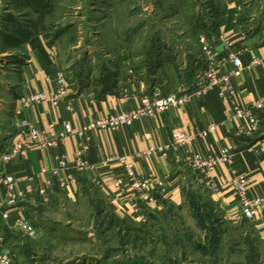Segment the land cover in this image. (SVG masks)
Here are the masks:
<instances>
[{
  "label": "crops",
  "instance_id": "crops-1",
  "mask_svg": "<svg viewBox=\"0 0 264 264\" xmlns=\"http://www.w3.org/2000/svg\"><path fill=\"white\" fill-rule=\"evenodd\" d=\"M243 12L234 0L227 1L224 8L216 9L209 15L206 25L200 24L199 28H194L192 35L210 37L222 34L231 40L232 50L241 51L243 73L231 78L233 95L228 103L222 102L218 91L212 89L185 106L163 111L155 118L140 119L130 127L114 132L92 130L81 138L76 133L82 126L97 118L136 108L141 97L150 93V87H158L166 95L178 91L179 87L190 86L193 82L191 69L203 65L200 41L196 40L198 50L193 52L190 48L183 50L181 47L176 49L166 46L163 49L166 54L161 61L157 60L151 76L147 78H144L141 69H129L123 57L106 68L104 73L80 75L76 78L78 81L64 90L56 106L49 100L23 103L22 99L31 93L48 96L55 89V76L61 74L54 67L49 45L40 39L42 49L51 61V65L46 66L40 60L39 50L27 42L23 44L27 55L15 77L16 91L0 109V152H9L21 146V142L26 139L21 132L23 122L36 126L42 132L40 139L42 136H57L65 123L70 125L74 134L65 136L56 146L44 147L36 143L32 149L16 153L5 165L19 188H30L33 194L19 204L21 209L8 208L9 219L4 220L0 215L1 256L9 258L11 264L20 261L23 258L21 238L38 241L54 231L52 220L45 218L41 211L56 207L61 200L66 205L76 204L87 190L90 191L89 188L98 193L100 204L107 206L115 218L141 223L149 213L180 206L186 180L205 191L230 223L239 217V205L229 187L233 176H247L252 193L264 192V133L260 130L256 135L239 136L236 134L239 122L228 120L232 104L244 106L264 96V64L250 65L251 56L264 54V9L258 28L253 32H246L243 24L237 20ZM254 17L252 15L250 20ZM213 51L219 58H226L227 49H224L223 43L215 44ZM194 62L193 68L190 67ZM254 113L261 121L262 128L264 109L255 110ZM212 124L215 125L212 131L205 136L198 134L207 131ZM186 134L195 136L191 145L176 146L166 157L157 153L144 156L147 149L165 144L175 145ZM82 144L85 145L83 157L96 166L95 174L100 176L97 182L93 181L95 174L73 167L75 152ZM222 149H230L231 162L216 163L211 173L216 189L209 191L198 183V174L188 170L181 158L189 152L210 156ZM58 155L66 158L68 167L65 169L59 167ZM110 155L126 157L133 163L134 172L139 176L149 173L165 176V195L149 205L138 198L134 199L136 208L130 206L132 197L123 200L120 205L112 203V181L121 174V168L117 163L107 166L101 164ZM67 176L72 179L66 180L65 186L61 187L60 180H65ZM1 197L0 189V200ZM94 203L96 205L97 202ZM262 212L264 216V209ZM16 216L26 220V224L34 231L32 236L13 227Z\"/></svg>",
  "mask_w": 264,
  "mask_h": 264
},
{
  "label": "rangeland",
  "instance_id": "rangeland-1",
  "mask_svg": "<svg viewBox=\"0 0 264 264\" xmlns=\"http://www.w3.org/2000/svg\"><path fill=\"white\" fill-rule=\"evenodd\" d=\"M227 1L0 0V109L16 91L27 55L22 46L33 37L49 45L61 73L55 77L68 87L80 74L104 73L122 57L147 78L153 39L197 51L193 29ZM234 1L244 10L237 20L245 31L256 30L264 0ZM183 188L180 206L149 213L143 223L115 218L92 188L76 204L61 200L41 211L54 231L38 241L21 238L23 258L13 264H264V231L240 217L230 223L191 181Z\"/></svg>",
  "mask_w": 264,
  "mask_h": 264
},
{
  "label": "built area",
  "instance_id": "built-area-1",
  "mask_svg": "<svg viewBox=\"0 0 264 264\" xmlns=\"http://www.w3.org/2000/svg\"><path fill=\"white\" fill-rule=\"evenodd\" d=\"M199 40L201 43L203 65L194 70L195 74L190 86L179 87L178 91L166 95H164L159 88L153 87L151 93L141 97L136 108L128 112L97 118L82 126L76 134L81 138L92 130L118 131L130 127L134 122L140 119H145L146 117L155 118L163 113V111L179 109V107L185 106L195 98L203 96L212 89L218 91L222 102L228 103L233 95L231 78L243 73L241 51L232 50L231 40L225 38L222 34L210 35V37L199 35ZM220 42L224 44V49H227L226 58L224 59L219 58L213 51V46ZM261 64H264V54L258 57L251 56L250 65L259 66ZM55 83V89L50 92L48 96L43 93H31L22 99L23 103H41L49 100L52 105L56 106L62 99L64 88L68 87V84L62 77H57ZM231 107L232 113L228 117V120H236L239 122L236 126L237 135L252 136L260 132L261 121L255 115L254 111L264 109V96L247 105L242 106L234 103ZM21 127V132L26 137V139L21 142V146L9 152H0V189L2 193L0 200V215L4 220L10 217L8 208H20L19 204L33 194L30 188H19L15 177L6 171L5 165L11 161V158L16 153H24L26 150L32 149L36 143L44 147L56 146L65 136L74 134L70 125L66 123L63 124V130L59 132L57 136H42L41 139L40 136L42 132L36 126H31L23 122ZM214 128L215 125L212 124L208 127L207 131L198 134L205 136L207 132L212 131ZM194 138V135L186 134L175 145L165 144L163 146L147 149L144 156L157 153L160 156L166 157L169 152L175 150L176 146L191 145L195 140ZM84 149L85 145L82 144L75 152L73 167L79 171L84 170L95 174L96 166L83 157ZM229 151L230 149H222L218 154L210 156L189 152L183 154L181 162L188 170L198 174L197 181L199 184L206 187L209 191H214L216 187L211 180L213 167L218 162L229 164L231 162ZM57 158L60 168L65 169L68 167L67 160L63 155H58ZM113 163H117L121 168V174L115 176L112 181L114 195L111 202L115 205H120L123 200L132 197L131 200L129 199L132 201L130 206L136 208L137 206L134 199L138 198L149 205L156 203L165 195V176L162 177L153 173H149L147 176H139L134 172L133 163L124 156H107L101 164L107 166ZM99 177L100 176L95 174L93 181L97 182ZM71 179V176H67L65 180L61 179L60 186L64 187L66 180ZM229 187L239 205V217L246 220L248 219L261 231H264V219L261 215L264 209V192L261 194L252 193L247 176L245 177L242 175L233 176L230 179ZM12 225L14 228H19L26 232L29 236L34 234V231L26 224V220L22 217L16 216ZM0 264H11V260L0 255Z\"/></svg>",
  "mask_w": 264,
  "mask_h": 264
},
{
  "label": "trees",
  "instance_id": "trees-1",
  "mask_svg": "<svg viewBox=\"0 0 264 264\" xmlns=\"http://www.w3.org/2000/svg\"><path fill=\"white\" fill-rule=\"evenodd\" d=\"M29 45L32 46V48L39 50L38 55L40 57V60H42L44 62V64L46 66H50L51 65V61H49L46 53L43 51L42 49V44L40 43V38L39 37H33L31 38L29 41H26ZM153 45L151 50L147 53L146 56V62H145V69L144 72L149 76H151V71L153 70L154 66L157 65V60H159L160 58V52L161 50H163L166 45L163 41H161V39H153ZM42 53H40L41 51ZM200 67V66H199ZM197 67H194V70L197 69ZM194 70L192 71L194 74ZM81 75V74H80ZM194 76V75H193ZM153 87L149 88V91L151 93Z\"/></svg>",
  "mask_w": 264,
  "mask_h": 264
}]
</instances>
